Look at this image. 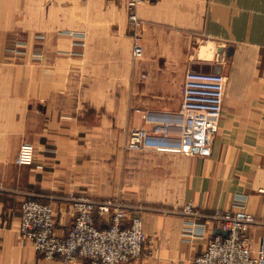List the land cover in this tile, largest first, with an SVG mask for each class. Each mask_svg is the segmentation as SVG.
I'll return each mask as SVG.
<instances>
[{"label":"crops","instance_id":"1","mask_svg":"<svg viewBox=\"0 0 264 264\" xmlns=\"http://www.w3.org/2000/svg\"><path fill=\"white\" fill-rule=\"evenodd\" d=\"M137 14L139 58L128 0H0V264H85L45 258L20 231L21 204L36 199L67 235L71 195L142 217L144 250L122 264H194L220 230L184 241L183 207L207 221L239 196L259 220L249 244L264 249V0H148ZM190 70L227 76L211 153L128 149L148 126L137 109L179 111ZM24 142L33 164L16 162Z\"/></svg>","mask_w":264,"mask_h":264},{"label":"built area","instance_id":"2","mask_svg":"<svg viewBox=\"0 0 264 264\" xmlns=\"http://www.w3.org/2000/svg\"><path fill=\"white\" fill-rule=\"evenodd\" d=\"M148 0H128L129 20L134 28L133 56L144 54L142 34L147 28L137 14L139 4ZM21 46V45H20ZM23 53L21 48L14 49ZM227 76L217 72L188 71L183 88L182 104L174 113L137 109L147 127L134 128L127 148L179 152L206 156L211 153L213 135L218 131L224 104ZM36 147L22 143L16 162L33 164ZM74 222L65 236L55 230L51 203L25 199L21 211V234L45 258H60L74 263L85 258V264H122L141 256L147 235L140 215L129 216L125 205L115 199L95 200L71 195ZM247 197L235 200L234 210L216 211L207 221H199L201 212L192 202L182 209L186 242L205 240L209 223L221 232L209 237L203 251L196 254L194 264H264V249H252L248 229L259 220L246 210ZM96 215L110 219L100 227Z\"/></svg>","mask_w":264,"mask_h":264},{"label":"rangeland","instance_id":"3","mask_svg":"<svg viewBox=\"0 0 264 264\" xmlns=\"http://www.w3.org/2000/svg\"><path fill=\"white\" fill-rule=\"evenodd\" d=\"M213 139V138H212ZM24 202V201H23ZM22 202V204H23ZM22 204H21V211H22ZM252 214V213H251ZM254 215V214H253ZM255 216V215H254ZM74 217H75V212H74ZM256 217V216H255ZM75 219V218H74ZM99 225V224H98ZM100 226V225H99ZM100 227H104V226H100ZM70 230V229H69ZM223 234V233H222ZM41 253V252H40ZM43 255V254H42Z\"/></svg>","mask_w":264,"mask_h":264},{"label":"water","instance_id":"4","mask_svg":"<svg viewBox=\"0 0 264 264\" xmlns=\"http://www.w3.org/2000/svg\"><path fill=\"white\" fill-rule=\"evenodd\" d=\"M220 232H221V231H220ZM221 233H223V235H224V236H226V235H227V232H221Z\"/></svg>","mask_w":264,"mask_h":264}]
</instances>
